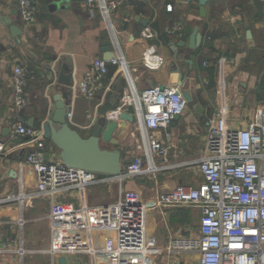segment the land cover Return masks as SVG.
Returning a JSON list of instances; mask_svg holds the SVG:
<instances>
[{
	"label": "crops",
	"instance_id": "obj_1",
	"mask_svg": "<svg viewBox=\"0 0 264 264\" xmlns=\"http://www.w3.org/2000/svg\"><path fill=\"white\" fill-rule=\"evenodd\" d=\"M83 2L35 0V17L24 22L17 0H0V142L5 146L0 159V198L33 192L38 186L39 176L26 162L35 145L16 133L15 124L20 118L28 125L32 118L46 120L57 93L53 86L63 66L72 70L75 84L69 122L85 138L96 123L112 117L132 85L138 91L161 85L181 90L187 85L196 99L168 128L153 132L167 148L165 156H153L158 170L122 183L87 188L85 216L80 194L73 191L54 199L37 197L28 204H0V264H60L61 256H66L65 264H199V255L194 252L158 257L137 253L119 259L96 254L93 260L78 249L84 234L98 251L116 246L115 204L127 192L154 201L178 186L197 187L204 181L196 160L207 152V120L222 103L229 111V126L235 129L247 126L257 111L264 110V0H209L206 17L200 15L199 0H127L106 17L99 10L90 16ZM8 20L18 26L15 37ZM141 21L147 22L146 26ZM178 25L182 33L176 31ZM147 26L154 37L142 36ZM196 26L203 39L198 47L191 48L188 42ZM107 41L112 43L114 58H123L128 69L110 64L105 85L90 100L80 92L79 84L95 58L106 59L111 54L103 51ZM150 47L163 59L158 68L143 61ZM17 65L28 70L29 103L22 110L14 103ZM196 104L202 109L196 110ZM123 113L134 119H121ZM113 117L118 127L112 140H101V146L121 149L125 164L140 152L137 147L144 141V128L132 105ZM43 138L48 161L62 162L60 149L51 139ZM53 211L55 219L51 217ZM200 217L196 206H156L145 212L143 226L147 235L155 236L164 246L171 238L198 234ZM65 244L77 251H67Z\"/></svg>",
	"mask_w": 264,
	"mask_h": 264
},
{
	"label": "built area",
	"instance_id": "obj_2",
	"mask_svg": "<svg viewBox=\"0 0 264 264\" xmlns=\"http://www.w3.org/2000/svg\"><path fill=\"white\" fill-rule=\"evenodd\" d=\"M20 16L24 22L35 17V0H17ZM192 3L195 0H184ZM127 2V0H84L83 6L90 16L97 10L103 16ZM172 9V5L168 6ZM182 33V26L175 27ZM142 36L152 38L155 33L144 27ZM144 63L152 68L163 64L161 56L148 48L143 55ZM121 65L128 69L123 58H95L92 66L79 84L80 92L92 100L105 85L109 65ZM207 64V63H205ZM222 64V63H221ZM28 70L17 65L13 74L14 103L22 110L29 103L26 93ZM132 105L144 128V141L138 145L139 153L124 166L120 174L100 173L63 162L45 160L46 142L39 131L29 126L22 118L15 124L17 134L33 142L35 148L27 155L26 162L32 165L39 176L33 192H18L0 198V204L20 202L28 204L37 197L54 199L66 192H78L82 200L84 216L88 212L84 193L95 185L122 183L127 179L150 174L158 170L153 156H165L167 148L153 132L168 128L172 120L181 115L188 102L179 88L151 86L138 91L133 85L126 90L121 105L113 116L125 106ZM72 117L71 111L68 119ZM229 111L222 103L207 120V152L196 162L204 177L197 187L178 186L161 193L154 201H144L133 191L127 192L115 204L117 221V244L113 248L96 250L88 235H83L80 251H85L95 260L96 254L119 259L130 254L158 257L164 253L194 252L199 255V264H264V110L257 111L247 126L231 128ZM5 146L0 142V159ZM156 206H196L201 210L198 234L177 236L161 246L155 236L147 235L143 218L145 212ZM53 219L56 212L51 213ZM90 227L87 233H90ZM66 250L77 249L65 244ZM56 249H53L55 252ZM20 253H24L20 249Z\"/></svg>",
	"mask_w": 264,
	"mask_h": 264
},
{
	"label": "water",
	"instance_id": "obj_3",
	"mask_svg": "<svg viewBox=\"0 0 264 264\" xmlns=\"http://www.w3.org/2000/svg\"><path fill=\"white\" fill-rule=\"evenodd\" d=\"M208 1L199 0L201 17L207 16ZM7 24L10 25L12 35L14 37L17 36L19 34L17 24L12 23L11 20H8ZM141 24L146 26L147 22L141 21ZM247 35L249 39L252 38L251 30H248ZM202 39L200 28L196 26L190 35L188 45L191 48H196L201 44ZM103 51H112L111 54L106 56L107 60L115 57L111 41L103 42ZM181 81L180 84H183ZM74 87L72 70L67 71V68L63 66L53 86L57 93L54 97V105L50 113L47 114L46 120H35L32 118L29 121V125L40 131L45 138L53 141L60 149V159L66 165L100 173L120 174L123 171L125 161L122 150H110L101 146V140L105 142L112 140L118 127V120L112 117L104 118L95 124L89 137H83L77 129L71 126L68 119ZM160 88L164 89L165 86L161 85ZM181 92L188 104L196 99V94L187 85L182 86ZM195 109L201 110V105L196 104ZM120 118L131 121L134 119L128 113L121 114ZM45 160H49V154H45ZM66 261V256L60 257V264H65Z\"/></svg>",
	"mask_w": 264,
	"mask_h": 264
},
{
	"label": "trees",
	"instance_id": "obj_4",
	"mask_svg": "<svg viewBox=\"0 0 264 264\" xmlns=\"http://www.w3.org/2000/svg\"><path fill=\"white\" fill-rule=\"evenodd\" d=\"M261 85L264 86V76H263V78H262V80H261ZM127 164H128V162H126V163L124 164V166H126Z\"/></svg>",
	"mask_w": 264,
	"mask_h": 264
}]
</instances>
